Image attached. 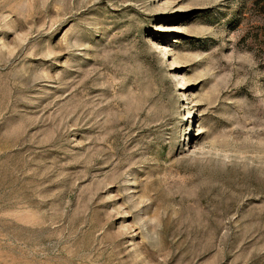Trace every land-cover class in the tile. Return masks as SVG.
Segmentation results:
<instances>
[{
	"label": "rangeland",
	"instance_id": "1",
	"mask_svg": "<svg viewBox=\"0 0 264 264\" xmlns=\"http://www.w3.org/2000/svg\"><path fill=\"white\" fill-rule=\"evenodd\" d=\"M0 264H264V0H0Z\"/></svg>",
	"mask_w": 264,
	"mask_h": 264
}]
</instances>
